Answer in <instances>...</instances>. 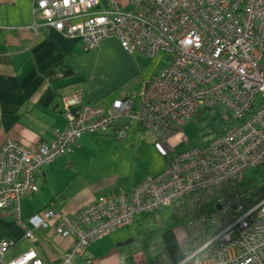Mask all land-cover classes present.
<instances>
[{"label":"built area","instance_id":"2783aa9c","mask_svg":"<svg viewBox=\"0 0 264 264\" xmlns=\"http://www.w3.org/2000/svg\"><path fill=\"white\" fill-rule=\"evenodd\" d=\"M127 1L132 10L120 0H33L35 30L50 27L80 39L86 52L114 38L128 54L153 59L163 52L167 63L135 99L111 110L83 103L81 92L64 97L66 126L36 150L1 145L0 211L14 216L33 245L45 241L50 228L72 238L59 264H100L83 258L91 243L164 208L193 217L185 226L191 251L172 260L157 239L152 256L132 249L121 252L118 264H264V194L247 205L238 188L246 170L264 166V0ZM201 110L231 113L233 122L204 144L170 152L163 171L128 192L101 196L73 216L54 203L30 214L29 223L20 216V200L38 191L40 169L70 154L83 135L104 133L125 119L115 129L117 141L134 122L166 143ZM210 202L215 208L203 212ZM15 243L0 240V264H49L34 249L5 261Z\"/></svg>","mask_w":264,"mask_h":264},{"label":"crops","instance_id":"0c3cea01","mask_svg":"<svg viewBox=\"0 0 264 264\" xmlns=\"http://www.w3.org/2000/svg\"><path fill=\"white\" fill-rule=\"evenodd\" d=\"M120 3L126 9L130 7L127 0H120ZM32 9L33 0H0V147L6 141H12L36 150L40 144L51 141L54 132L66 126L62 112L64 97L81 92L83 103L111 110L118 101L135 99L142 86L155 74L137 79L139 89L134 98L130 97L123 91V85L137 74L136 71H140V54L126 53L114 38L105 39L86 52L80 39L66 38L50 27L33 29ZM5 27L11 29L7 31ZM112 60L119 63L120 76L118 72L112 75ZM85 61H91L94 68H84ZM60 72L63 77L56 76ZM210 112L201 110L189 120L206 119ZM124 123L125 119H121L104 133L83 135L70 154L43 166L36 181L38 191L20 200V216L26 219L50 203H54L63 214L73 216L99 197L128 192L148 177L163 171L170 153L167 149L178 145L177 133L157 149L163 152L165 159L161 162H164L138 176L134 168L136 145L153 146L156 139L150 132L146 137L145 132L133 122L126 140L112 143L116 127ZM144 219L147 217L137 218L133 223L137 225ZM180 230L161 236L162 245L172 260L183 256L180 247L188 240L186 231ZM155 234H158V229H155ZM6 238L25 240L14 216L4 210L0 211V240ZM66 239L57 241L64 253L74 242L72 238ZM14 250H10L5 259L15 258ZM39 252L42 256L41 249ZM100 255L94 258L85 256L84 252L83 258H93L100 264L118 262L114 248L109 247ZM43 258L49 264H59V259ZM75 260L81 262L80 257H75Z\"/></svg>","mask_w":264,"mask_h":264},{"label":"rangeland","instance_id":"374dc122","mask_svg":"<svg viewBox=\"0 0 264 264\" xmlns=\"http://www.w3.org/2000/svg\"><path fill=\"white\" fill-rule=\"evenodd\" d=\"M132 6H128L127 10H132ZM141 68L140 71H136L137 74L133 76L128 82L123 85V91L128 93L130 97H135L136 92L138 91L139 82L137 79H144L145 77L151 76L152 74H156V72L163 66V64L167 63V56L165 53L160 52L155 58L149 59L147 57L141 56ZM84 68H94L92 66L91 61L84 62ZM101 68V67H100ZM119 63L112 60V75H115L117 72L118 76L121 75ZM102 69V68H101ZM132 74V75H133ZM154 74V75H155ZM139 93V92H138ZM137 93V95H138ZM136 95V97H137ZM135 97V98H136ZM209 115L206 119L196 118L193 120H189L184 125H179L176 130V136L178 138V145L170 146L167 151L178 153L187 148H192L195 146H199L201 144L206 143L207 140L215 138L221 131H223L229 124L233 122V118L231 113H226L221 110L211 111L208 113ZM135 125V124H133ZM141 131L145 132L144 135L147 137L148 134L146 130L140 128ZM87 138V137H85ZM89 139V138H88ZM114 139V138H113ZM119 143L115 139L112 140V143ZM101 145V143L99 142ZM98 145V144H97ZM164 145L161 142L153 143V146H145L142 144H137L135 148V158L136 160L134 164L135 173L139 176L141 174H145L150 169H154L157 166H160L161 160L165 159L162 151H158L159 146ZM54 162V161H53ZM52 163V162H51ZM50 164V163H48ZM46 164V165H48ZM45 165V166H46ZM240 192L249 197L247 201V205L251 203H255L263 194H264V166H258L255 168H250L246 170L243 174L242 180L238 185ZM214 203H208L203 209V212L210 211L214 209ZM193 219L192 216H180L176 214L172 209H161L159 212L155 214V216L147 217V219L142 220L139 224L136 223L131 224L130 226L123 228L116 232L113 236H105L89 245V247L85 250V256L92 257H100L102 252H106L109 250V247L116 251L118 254V262L122 257L121 252L128 251L130 249H140L146 252L147 256H152L155 253V248L151 247L154 243L155 239H159L160 245L163 244L161 240V236L170 231H176L183 229L185 231L186 223ZM26 222L29 223V219H25ZM158 229V234L156 236H150L148 232L155 231ZM181 232V230H180ZM182 233V232H181ZM37 236V235H36ZM46 238L45 241L38 242L37 245H33L31 241L19 239H13L14 241H20L19 243H15L14 253L16 257L26 253L30 249H34L39 251L41 249V255L43 257H50L61 259L62 254H64L63 249L59 248V244L57 241L62 239L58 235L54 233L52 228L49 229L47 233L44 234ZM129 237V238H128ZM115 238H119L120 240H116ZM134 239V242L129 245L123 247H116L118 242H124L127 239ZM11 239V238H6ZM70 239V238H68ZM66 239V240H68ZM156 242V240H155ZM45 243H48L45 245ZM110 245V246H109ZM155 245V244H154ZM153 245V246H154ZM166 249V248H165ZM192 249V245H188V242L183 243L180 247L181 255H186ZM47 259V258H46ZM9 259H5L8 261ZM117 262V264H118Z\"/></svg>","mask_w":264,"mask_h":264},{"label":"trees","instance_id":"16d2710c","mask_svg":"<svg viewBox=\"0 0 264 264\" xmlns=\"http://www.w3.org/2000/svg\"><path fill=\"white\" fill-rule=\"evenodd\" d=\"M57 74H62L63 76H64V74L62 73V72H60V73H56V76H57ZM62 76V77H63ZM144 130V129H143ZM115 139V138H114ZM116 140V139H115ZM126 140V139H125ZM262 191H264V190H262ZM155 214L156 213H152V214H147V215H139L140 217H137L138 219H141L142 217L144 218V217H152L153 218V216H155ZM137 218H135V219H137ZM148 234L149 235H152V234H154L153 236H156V234H155V231H150V232H148ZM159 239V238H158ZM155 240H157V239H155ZM155 240H154V243L152 244V246L155 244Z\"/></svg>","mask_w":264,"mask_h":264},{"label":"water","instance_id":"95a60500","mask_svg":"<svg viewBox=\"0 0 264 264\" xmlns=\"http://www.w3.org/2000/svg\"><path fill=\"white\" fill-rule=\"evenodd\" d=\"M76 109H74V111H75ZM217 208H219V207H217ZM132 242H134V239H132V238H130V239H127L126 241H124V242H119V243H117L116 244V247H123V246H126V245H129L130 243H132Z\"/></svg>","mask_w":264,"mask_h":264}]
</instances>
